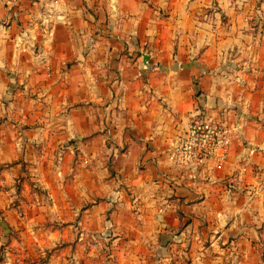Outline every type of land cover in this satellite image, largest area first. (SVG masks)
Segmentation results:
<instances>
[{
  "label": "crops",
  "instance_id": "1",
  "mask_svg": "<svg viewBox=\"0 0 264 264\" xmlns=\"http://www.w3.org/2000/svg\"><path fill=\"white\" fill-rule=\"evenodd\" d=\"M0 264H264V0H0Z\"/></svg>",
  "mask_w": 264,
  "mask_h": 264
},
{
  "label": "built area",
  "instance_id": "2",
  "mask_svg": "<svg viewBox=\"0 0 264 264\" xmlns=\"http://www.w3.org/2000/svg\"><path fill=\"white\" fill-rule=\"evenodd\" d=\"M229 131L217 120L194 118L189 125L188 135L177 147V160L183 164L198 166L213 159L222 167L230 155Z\"/></svg>",
  "mask_w": 264,
  "mask_h": 264
}]
</instances>
